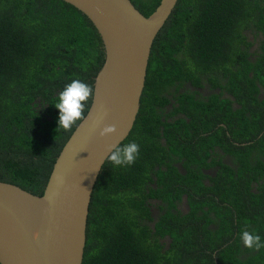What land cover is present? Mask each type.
<instances>
[{"label":"trees","instance_id":"obj_1","mask_svg":"<svg viewBox=\"0 0 264 264\" xmlns=\"http://www.w3.org/2000/svg\"><path fill=\"white\" fill-rule=\"evenodd\" d=\"M160 1L132 0L146 16ZM104 60L99 31L74 5L0 0L1 181L43 193L76 128H58V95L74 79L94 89ZM190 82L222 91L177 94ZM133 141L136 162L107 159L98 177L83 264H264V248L240 239L248 230L264 240V0L178 1L153 43L141 107L120 145ZM221 151L238 170L224 164L206 186L200 168L220 164ZM184 193L186 214L171 209ZM153 197L169 206L154 229Z\"/></svg>","mask_w":264,"mask_h":264},{"label":"water","instance_id":"obj_2","mask_svg":"<svg viewBox=\"0 0 264 264\" xmlns=\"http://www.w3.org/2000/svg\"><path fill=\"white\" fill-rule=\"evenodd\" d=\"M65 1L96 26L105 60L87 118L62 147L43 193L0 180L1 264H83L92 195L109 146L133 129L153 43L179 0H161L148 16L132 0ZM108 125L117 132L102 137Z\"/></svg>","mask_w":264,"mask_h":264},{"label":"clouds","instance_id":"obj_3","mask_svg":"<svg viewBox=\"0 0 264 264\" xmlns=\"http://www.w3.org/2000/svg\"><path fill=\"white\" fill-rule=\"evenodd\" d=\"M94 96V89L91 85L80 79H74L67 84L58 95L54 106L59 110L58 128L70 131L74 126L79 128L86 120L85 111L89 100ZM115 125L105 126L100 135L102 137L115 134ZM110 154L107 159L115 167L132 166L140 155V145L130 142L124 145L109 146ZM240 239L248 249L259 250L264 248V240L259 234L244 230Z\"/></svg>","mask_w":264,"mask_h":264},{"label":"flooded vegetation","instance_id":"obj_4","mask_svg":"<svg viewBox=\"0 0 264 264\" xmlns=\"http://www.w3.org/2000/svg\"><path fill=\"white\" fill-rule=\"evenodd\" d=\"M177 86H178L177 84L174 85L173 88H171L172 89L171 91H176L178 89ZM185 90H189L190 92L196 95H199V93H201L202 95L204 96L207 95L208 97H210V95L213 92L220 93L222 91L220 87H216L214 84L210 82H202V86H197L190 82L182 86L181 89H178L177 94L182 93ZM225 95L229 96L228 93H225ZM220 154H221L219 155L220 158L216 159V160L221 161L220 164L211 165L209 167L204 166L200 168V170L202 171L204 175V177L201 179L205 183L206 186L213 185L212 179L217 176V171H219L222 165L226 164V165H229L230 167L235 168V170H238L237 169L238 160L233 155L225 153L223 151H221ZM214 156L216 155H212V157ZM212 157L209 158L207 162H211ZM176 165L181 172L186 173L188 171L184 165V160L177 162ZM197 167L198 165L194 166V168H197ZM188 200H189L188 193L182 194L181 198L175 201L176 208H171V209L173 211L182 212L183 214L188 213L190 210ZM149 207H150L152 217L154 218V220L148 221V224L150 225L151 228L154 229L156 222L159 220V218L161 217L163 213L165 214L167 212L169 206L162 199V197H153L149 199ZM213 218L214 220H216V217L214 215H213ZM214 225L215 224L212 222L210 226H214ZM159 241L161 244H165V249L169 248L171 244V238L169 237V235H166L165 237H159Z\"/></svg>","mask_w":264,"mask_h":264}]
</instances>
